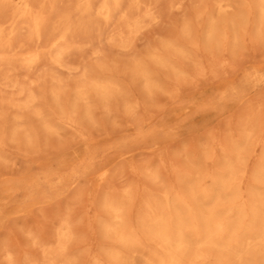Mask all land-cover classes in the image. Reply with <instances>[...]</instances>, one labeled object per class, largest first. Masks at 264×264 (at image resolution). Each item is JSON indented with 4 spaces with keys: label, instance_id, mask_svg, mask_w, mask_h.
Returning a JSON list of instances; mask_svg holds the SVG:
<instances>
[{
    "label": "rangeland",
    "instance_id": "rangeland-1",
    "mask_svg": "<svg viewBox=\"0 0 264 264\" xmlns=\"http://www.w3.org/2000/svg\"><path fill=\"white\" fill-rule=\"evenodd\" d=\"M27 1L34 14L46 16L44 35H31L25 21L13 18L11 6L0 11V58L5 59H0V264H34V259L47 264L53 257L57 264H107L112 244L103 233L111 221L107 201L128 196L125 219L134 226L149 199L164 193L172 199L176 192L187 198L191 189L202 187L214 191L206 177H228L226 163L237 159L236 192L246 199L247 191L262 189L253 178L264 158V21L257 0H121L108 18L98 15L103 0H91L87 13L81 12L83 0ZM127 16L132 22L124 23ZM65 22L66 38L54 42ZM211 24L216 31L208 38ZM171 44L174 50L165 49ZM58 47L63 48L59 65L52 62ZM32 53L44 60L40 56L24 69L21 59ZM154 56L168 66L153 63ZM138 66L149 71L157 87L145 89L134 74ZM84 75L115 80L119 90L105 99L90 92L87 101L77 100ZM52 91L60 92L59 100ZM29 94L38 96L40 104L36 99L33 108L38 106L43 118L34 116L33 108L16 107ZM43 119L57 134L43 129ZM26 127L33 129L27 128L29 140H10L11 129L22 134ZM190 206L202 210L207 203ZM66 226L71 238L58 257L52 250ZM259 256L254 264H262ZM132 260L141 264L138 257Z\"/></svg>",
    "mask_w": 264,
    "mask_h": 264
},
{
    "label": "bare ground",
    "instance_id": "bare-ground-1",
    "mask_svg": "<svg viewBox=\"0 0 264 264\" xmlns=\"http://www.w3.org/2000/svg\"><path fill=\"white\" fill-rule=\"evenodd\" d=\"M94 1L95 0H93V2ZM120 1L121 0H103V1H100L101 3L99 6L98 15L103 16L105 18H108L109 14L112 12L111 10H115V8H117V6L119 5ZM123 1H125V0H123ZM127 1H129V0H127ZM12 3H14V4H12ZM91 4H93L91 2V0H83L81 12L82 13L89 12L90 8H93V6ZM256 4H257L259 16H260L261 20L264 21V0H257ZM12 5H15L16 8H14V6H12ZM10 6L13 8V10H12V14L14 15L13 18H20L23 21H25V23H27L29 25L31 35H33L35 37H39L40 33H42L43 35L45 34L42 32V29H43V27L45 28L44 25L47 22L45 19L46 16L44 17L43 14L40 12L34 14L32 12L31 6L27 0H0V11L3 9H6V8H11ZM45 10H46V8H45ZM51 10H52V8H51ZM53 12L54 11H52V13ZM132 13H133V11H132ZM45 15H47V14H45ZM132 15H134V14H132ZM139 16H142V15L140 14ZM0 18H1L0 21L3 22V19H2L3 17H0ZM54 18H56V17H54ZM57 18H59V17H57ZM84 19H82L81 21H83ZM131 20H132V18H130V20H129V17H128L127 21H124V23L131 21ZM50 21L52 22L53 20L50 19ZM95 22H96V19H95ZM1 23H0V45H1L2 39L4 38L3 32H2V27H1L3 25ZM84 23H85V20H84ZM122 25H123V23H122ZM122 25H120V26H122ZM15 27H16V25H15ZM117 27H119V26H117ZM68 29H69V25L65 22L63 24L61 31H60V34H58L56 39L54 38L53 41L54 42L57 41V43H59V42L63 43L64 38H66L65 33L68 31ZM43 30L45 31V29H43ZM215 31L216 30H215V27L213 24L208 26V30H207L208 38L213 37L215 34ZM126 34L127 33H125V35ZM117 37H119V35H117ZM122 38H120V39L122 40ZM41 42H42V40H41ZM51 43H52V41H51ZM66 43H67V41H66ZM72 44H74V43H72ZM60 45H62V44L60 43ZM172 45L173 44L165 46V49H173L174 50V47H173L174 45L173 46ZM200 45L201 44H199V46ZM40 46H42V45H39V48H40ZM44 46H46V45H44ZM67 47L68 46H66V48ZM160 47H161V45H160ZM9 48H10V46H9ZM48 48H49V46L47 47V50H49ZM76 49H78V47ZM224 49L225 48H223V50ZM194 50L197 51L198 49L197 50L194 49ZM1 51H2V49H1ZM6 51H7V49L5 50V52ZM177 51L180 52L179 50H176V52ZM45 52H44L43 56L45 55ZM47 52L50 53L49 51H47ZM69 52H71V51H69ZM166 52H168V51H166ZM51 53H53V52H51ZM62 53H63L62 47L56 48V51H55L54 56L52 58V62L54 64L59 65V61H60V57H61ZM19 54L21 55V53H19ZM39 54L32 53V54H29L24 59L23 58L21 59L20 56L16 55L19 58L16 57L17 59L16 58L15 59L18 61H19V59H21L22 63L24 65L28 66V68L26 66H24V69L29 70V65H32L33 63L37 62V60H38V62L41 61V59H38V58H40V56H42V55H39ZM49 55H51V54H49ZM1 56H3V55H1ZM14 56H10L11 60L14 58ZM45 58H46V55H45ZM0 59H2V58H0ZM15 59H13V61ZM152 59H153V63H155L157 65H160L162 67H166V65H167V62H166L167 60H165V58H163V57L154 56ZM2 60L3 61L5 60L4 57ZM11 60L9 59L8 62H11ZM43 60H44V57H43ZM6 62H7V60H6ZM63 62H64V60H63ZM19 63H21V62H19ZM19 63H17V64H19ZM12 64L13 63H11V65ZM17 64H15V65L18 66ZM37 64H34V65H37ZM178 64H179V62H178ZM7 66L10 67V65H8V63H7ZM20 66H23V65L21 64ZM32 67H33V65H32ZM174 67H175V65H174ZM11 68H13V67H11ZM101 68H103V67H101ZM110 71L111 70H109V72ZM121 72H123V71H121ZM134 74L139 79L143 80L144 87L147 91H149L153 87L158 86L156 81H153L151 79V75H150L149 71L147 69H145V67H142V66L136 67ZM110 76H112V75H110ZM48 77H49V75H48ZM95 78H96V76H95ZM120 78H121V76H120ZM108 80L109 79H107V81H100V79L99 80H93L92 77L90 79V78H86V76H85V79L83 81L84 86H80L75 91L76 92L75 95H76L77 100L87 101L89 98L90 92H96L103 99H105L106 97H109L110 92L113 90H116L118 88V86H117L118 83H115L116 81L114 79H113L114 82L108 81ZM116 80H118V79H116ZM62 82H60V83H62ZM118 82H119V80H118ZM120 82H121V80H120ZM121 83H122V85L124 84L123 81ZM175 83H177V82H175ZM178 85H180V84H178ZM178 85H176V86H178ZM16 86H19V85H16ZM127 86H128V84H127ZM72 87H74V85ZM119 88H120V85H119ZM132 89L134 90V88H132ZM117 90H119V89H117ZM172 90H173V88H172ZM130 91H132V90H130ZM120 92H121V90H120ZM126 92H128V91H126ZM59 95H60V92L52 91V96L56 101H57ZM152 95H155V94H152ZM125 96H127V95H125ZM35 97L38 98V96H35ZM35 97L32 94L27 95V100L25 101V103L22 105H18L16 107H18L19 110H27L30 108L32 109L33 103L37 99V98L35 99ZM168 97H169V95H168ZM131 99H133V98H131ZM144 99H142V100L144 101ZM151 99L153 100L154 98L151 97ZM37 101H38V99L36 100L35 103H37ZM135 102L138 103V101H134V103ZM141 103H142V101H141ZM39 104H40V102H39ZM119 105H120V102H119ZM12 106H13V104H12ZM129 106H131V104ZM34 107H36V106H34ZM37 107L33 108L32 114L36 117H42L43 118L42 111L38 110ZM130 108L132 109L133 107L131 106ZM129 111H130V109H129ZM28 112H30V111H28ZM88 112H89V108H88V106H86L84 113H88ZM76 113L79 116L80 112H79V114H78V112H76ZM132 113H134V112H132ZM13 114H11V115H13ZM68 114H69V112H68ZM19 115H21V114H19ZM49 115H51V114H49ZM130 115H132V114H130ZM179 115H181V114H179ZM69 116H70V114H69ZM24 117H25V115H24ZM19 118L20 117H18L16 119L18 120ZM52 119H53V117L51 118V120ZM6 120H7V118H6ZM2 121H3V119H2ZM59 121H60V119H59ZM67 121H63L64 124H66ZM76 121H77V118H76ZM76 121H74L75 124L77 123ZM26 122H27V120H26ZM31 122H32V120H31ZM35 123H38V122H35ZM55 123H58V122L56 121ZM55 123L53 124V126H57L60 122L57 125H55ZM25 124L27 125V123H25ZM72 124L73 123H71V125ZM78 124L79 123H77V126H78ZM0 126L2 127V124ZM42 126L46 132L57 134V130H56L57 128L54 129V127H52V125L44 119L42 120ZM74 126H76V125H74ZM67 127H69V126H67ZM79 127L81 128V125ZM27 128L28 127H26V129L24 128L23 132H21L22 134L19 133L20 130L18 128L11 129L10 130V135H11L10 140L13 141V140L17 139L19 136H20V138L22 137L25 140L26 139L29 140L31 137V135H30L31 131L29 133L28 132L29 128L28 129ZM69 128L71 129V127H69ZM131 128H133L132 125H131ZM30 129H32V127H30ZM82 131L84 132L85 130H82ZM72 132H74V129ZM76 133L77 132H75V134ZM111 134H113V133H111ZM80 136H82V135H80ZM90 136H92V135H90ZM2 137H5V135ZM24 139H23V141H24ZM82 139H83V137H82ZM0 140H1V138H0ZM82 141H84V140H82ZM41 142H43V141H41ZM3 145L4 144H2V146ZM5 148H6V146H5ZM7 149L10 150V147H8ZM238 154L239 153H237L236 156ZM6 156L7 155H5L4 157H6ZM5 163H8V162H5ZM239 163H240V160H238V159L234 160L233 162H227L226 163L227 164L226 169L229 173V176L226 178L225 177H219V178L213 177L212 178L209 176L206 177L207 179L205 178L206 181H209V187L213 188L214 191H211L208 188L202 187L201 189L196 190V191H192V189H191V191L186 194L187 198L185 197V195L178 194L176 192L175 194L172 195V199H169L168 193H164L161 196H159L158 198L153 197V198L149 199L148 202L144 203L145 208L138 212V214L136 216L137 223L134 226L129 224L128 222H126V219H125L126 212H127V209L125 208V206L127 203H129V200L127 199L128 196H125V198H123L122 200L107 201V203L105 205H106V209L111 214V221L110 222L108 221L107 223H105L103 225V229H104L103 233H105V238L108 239L109 241H111V243H112L110 249L108 251H106V262H107V264H134V262L132 260L134 257H138L141 260V264H254V262H255L254 256H256L257 253L260 255L259 256L260 262L262 264H264V158L261 161V164L263 165V167L259 168L256 171L255 176L253 177L255 180L259 181L262 189H260V191H250V190L247 191L245 193L246 199H244L243 193L236 192V190H235L236 188H238L240 186V181H238L236 179V173L239 172V165H238ZM14 169L17 170L16 168H14ZM9 171H11V170H9ZM186 174H188V173H186ZM6 175H7V172H6ZM199 202L207 203V207L205 209L200 210L197 207H191L190 206L191 204L196 205ZM99 204H101V203H99ZM31 212H32V210H31ZM100 217H102V215ZM106 219H107V216H106ZM25 221H26V218H25ZM98 231H99V229H98ZM70 238H71V233L67 229V226H66L65 230H62L61 232L58 233L57 246L52 250V252H53L52 254L57 255L58 257L62 256L65 252V244H66V242H68L70 240ZM53 244L55 245V243H53ZM53 246L51 245V247H53ZM70 250H72V249H70ZM70 250H67V251H70ZM67 254L69 256V253H67ZM97 255H98V253H97ZM45 256L46 255L43 256V259H45L47 257V256L46 257ZM51 257H52V255H51ZM54 259L57 260L55 257H53L52 259H50L48 261L47 264H55L56 262L54 261ZM64 259H65V257H64ZM29 260H32V259L29 258ZM27 261H25V263H27ZM37 261L38 260H36V262ZM60 261H59V264H62V263H60ZM62 261H63V258H62ZM36 262L34 259V264H36ZM32 263H33V261H32ZM27 264H29V263H27ZM83 264H85V263H83Z\"/></svg>",
    "mask_w": 264,
    "mask_h": 264
}]
</instances>
